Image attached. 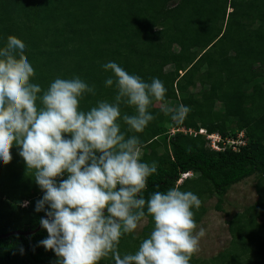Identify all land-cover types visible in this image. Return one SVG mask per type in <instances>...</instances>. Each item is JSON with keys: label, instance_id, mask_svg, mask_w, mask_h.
Wrapping results in <instances>:
<instances>
[{"label": "trees", "instance_id": "1", "mask_svg": "<svg viewBox=\"0 0 264 264\" xmlns=\"http://www.w3.org/2000/svg\"><path fill=\"white\" fill-rule=\"evenodd\" d=\"M9 35L25 43L35 69L31 82L42 89L57 77L79 76L95 85L96 95L80 102L85 111L116 94L114 86L105 87L112 75L102 68L106 62L146 82L159 78L167 92L150 108L155 119L142 133L127 132L121 121L122 131L142 141V162L157 163L144 198L171 187L191 191L201 200L193 209L197 224L205 200L216 197L222 210L232 187L255 177L258 199L229 220L230 246L210 260L192 255L190 263L264 264V0H0V47ZM245 69L255 75L252 82L244 81ZM180 104L190 112L176 124L162 107ZM121 109L134 114L129 106ZM201 129L219 133L223 149H212ZM237 131H245L246 145L224 144L240 139ZM19 151L13 145L11 162H0V235L31 232L46 217L36 211L43 192L26 175ZM185 173L191 178L178 185ZM147 218L145 232L154 227ZM131 235L121 238L119 250ZM47 236L41 227L0 239V264H57L55 252L39 244Z\"/></svg>", "mask_w": 264, "mask_h": 264}, {"label": "clouds", "instance_id": "2", "mask_svg": "<svg viewBox=\"0 0 264 264\" xmlns=\"http://www.w3.org/2000/svg\"><path fill=\"white\" fill-rule=\"evenodd\" d=\"M25 52V43L15 35L0 47V162L10 163L17 146L26 175L43 192L36 211L46 212L39 223L48 236L39 244L55 252L57 264H98L108 257L114 264H190L204 235L203 229L195 231L193 211L201 200L179 187L145 199L157 163L142 162V141L121 126L122 121L127 132L142 133L155 119L150 112L154 102L165 101L164 83L155 77L146 82L118 63L106 62L102 68L112 75L105 87L114 86L116 94L85 111L80 102L85 94L96 95L95 85L79 76L57 77L42 89L31 82L35 69ZM122 105L134 114L122 113ZM162 111L182 124L190 108L180 104ZM244 137L240 140L246 145ZM65 173L67 178L58 182ZM185 174L179 183L192 175ZM148 216L154 221L148 238L134 253L122 254L121 238L145 219L147 227Z\"/></svg>", "mask_w": 264, "mask_h": 264}, {"label": "rangeland", "instance_id": "3", "mask_svg": "<svg viewBox=\"0 0 264 264\" xmlns=\"http://www.w3.org/2000/svg\"><path fill=\"white\" fill-rule=\"evenodd\" d=\"M231 11L232 10H230V12ZM248 69L244 70L243 75H246V78L243 79L244 81L247 79L252 82L255 79V75L252 74V71H248ZM251 84L253 85L254 83ZM157 106H160V104H157ZM243 135L245 136V131H240L239 133L237 131V138H240ZM207 140L209 142V146L216 142V139L212 142L209 141L208 138ZM235 140L237 143L240 141V139ZM140 151L142 156L143 150L140 149ZM256 182L255 177H251L232 187L224 198L222 210H218L216 208V197L207 199L203 202L204 212H202L201 221L197 223L195 231L198 232L200 229H203L204 235L200 237L199 250L193 254L195 257L194 259L210 260L215 258L218 254L222 253L230 246L232 237L229 232L228 222L235 214L243 212L248 206L252 205L258 199V195L255 190ZM181 183L178 182V185ZM147 224L148 220L145 219L142 221V226L138 228L137 231L132 233L131 238L129 236L120 249L122 254L125 252L134 253L138 250L142 240L148 238L151 231L145 232V229L148 226L145 229L144 227ZM225 260H228V255ZM218 261L220 260L218 259ZM106 264H114V262L112 259H107Z\"/></svg>", "mask_w": 264, "mask_h": 264}, {"label": "built area", "instance_id": "4", "mask_svg": "<svg viewBox=\"0 0 264 264\" xmlns=\"http://www.w3.org/2000/svg\"><path fill=\"white\" fill-rule=\"evenodd\" d=\"M177 130H172V133H175ZM192 132V130H190ZM207 131L204 130V129H201L199 131L200 134H204L206 133ZM208 139L212 142L214 139H216V142L212 143V145H210V147L214 150H217V151H220L222 150V146L220 143H223V138L220 134H213V135H210L208 136ZM230 144V145H233V146H236V144H241V145H244V142H242L241 140L237 143L236 140L230 138V139H226L225 140V143L224 144ZM185 177H186V174H185Z\"/></svg>", "mask_w": 264, "mask_h": 264}, {"label": "water", "instance_id": "5", "mask_svg": "<svg viewBox=\"0 0 264 264\" xmlns=\"http://www.w3.org/2000/svg\"><path fill=\"white\" fill-rule=\"evenodd\" d=\"M44 218H47V217H44ZM41 227H42V226L39 225L37 229H35V230L31 231V232H30V231H29V232H24V231H19V230H17V231H13V232H10V233L2 234V235H0V239H2V238H6V237H9L10 235H14V234H19V235H26V236H28L29 234H34V233H36Z\"/></svg>", "mask_w": 264, "mask_h": 264}, {"label": "crops", "instance_id": "6", "mask_svg": "<svg viewBox=\"0 0 264 264\" xmlns=\"http://www.w3.org/2000/svg\"><path fill=\"white\" fill-rule=\"evenodd\" d=\"M146 228V226L144 227V229Z\"/></svg>", "mask_w": 264, "mask_h": 264}]
</instances>
